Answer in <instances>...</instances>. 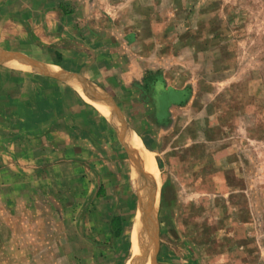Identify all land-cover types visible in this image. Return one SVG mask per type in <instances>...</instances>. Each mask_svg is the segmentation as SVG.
Here are the masks:
<instances>
[{"label":"rangeland","instance_id":"1","mask_svg":"<svg viewBox=\"0 0 264 264\" xmlns=\"http://www.w3.org/2000/svg\"><path fill=\"white\" fill-rule=\"evenodd\" d=\"M0 37L10 47L0 50L27 59H16L25 68L0 71V133H6L0 139V239L9 241L5 226L17 222L15 210L33 209L23 200L26 193L40 192L50 223L63 228L50 239L66 244L50 248V258L58 252L63 264H72L75 255L84 257L83 264L94 263L87 260L95 251L90 233L78 227L73 232L74 223L56 212L95 204L96 182L109 176L114 160L100 152L87 178L79 162L57 169L58 154L50 148L48 183L37 186L26 183L33 172L24 166L40 154L20 148L35 129L30 114L39 112L40 82L61 79L53 49L62 39H75L80 60L91 64L81 77L109 87L122 82L116 105L121 117L156 147L148 150L159 173L156 202L151 207L148 184L142 201L148 243L133 254L127 224L113 239L128 247L105 263L122 256L124 264H264V0H0ZM69 60L66 66L72 67L73 56ZM164 73L168 85L186 88V99L159 123L148 99L140 101L141 88L145 96L152 94ZM10 129L18 134L12 151ZM72 169L78 181L63 183ZM119 186L108 185L97 208H108L110 197L126 193ZM127 189L132 197L133 184ZM22 237L36 239L30 232Z\"/></svg>","mask_w":264,"mask_h":264},{"label":"crops","instance_id":"2","mask_svg":"<svg viewBox=\"0 0 264 264\" xmlns=\"http://www.w3.org/2000/svg\"><path fill=\"white\" fill-rule=\"evenodd\" d=\"M3 40L4 38L0 37V47L10 49V47L6 46V41ZM72 41L66 44L65 39H62L53 49L54 61L62 65L59 67L58 72L64 75L67 74L68 79H65L60 74L62 79L50 81L47 85L45 81L40 82L44 96H41L39 100H35L40 104L39 112L30 114L31 119L36 120L35 129L27 132L25 141L20 148H22L23 152H28L27 154L29 152L40 154L39 160H35L34 163L26 161L24 166V168L31 169L33 172L27 178L26 183L37 186H43L48 183L46 168L49 166L48 153L50 148H56L55 153L58 154L59 158L55 162L57 169L66 168V162H73L74 166L79 162L82 169H84L83 171H88H86L88 173L87 178L90 177L89 169L92 167L93 161L101 160L98 154L100 152L109 153L108 157L114 160L115 168L112 165L108 172L109 176L106 175L101 181L96 182V185L100 186V190L99 188L96 190L93 200L95 204L90 205L88 210L87 208H71V210L66 211V214L64 210L56 212L58 219L64 220V218H67V221L71 220L74 223L73 232L77 231L76 228L78 227V232L80 231L83 234L86 232L90 233L89 237L92 238L90 239V244L95 251H93L92 257L87 260H92L93 264H106L105 260L111 253H116V251L122 253L123 249L128 247L124 242L113 239V236H117L116 233L123 226L128 224V226H131L130 229H133L131 237L133 254H139L142 247L148 243L150 237L149 221L145 218L140 221L139 218L142 217L140 215L143 213L142 201L146 200L144 193L147 190V184L151 193V207L156 202L159 173L157 181L145 172V167L141 160L143 153L139 154L136 148L141 143L146 150L155 152L156 147L149 145L146 137L142 136V131L139 132L132 123L121 117V113L114 107V105L118 104L117 94L122 91L120 86L122 82L114 85V87H109L107 81L93 78L90 81L91 83L86 85L81 83L78 77L75 76V74L81 75L82 73L87 75L91 64L87 59L80 60L83 53L79 52L80 47L76 44V40L73 39ZM71 43H73L72 46H70ZM89 53L91 51L88 49ZM70 56H73L72 67L66 66V63L70 61ZM1 60L8 62L7 64L9 65H0V71L4 69L3 72L11 73L13 66L26 67V64H21L16 59L12 60L4 57ZM165 74H162L157 82L160 86L158 88L160 93L157 94V88L154 86L155 90L152 91L153 93L145 96V88H141L143 98L140 101L146 103L144 98L148 99L147 101L153 107L155 122L159 123L167 122L172 117V110L176 106L183 104L186 99V88L168 85ZM12 87H15V85ZM8 88L10 87L8 86ZM178 91L180 92L179 97L181 100L172 98L174 94L170 96L166 94L177 93ZM94 93L100 95V97H97ZM6 97L9 98L10 103L11 96L8 95ZM0 99H4V96L2 95ZM158 101L159 103L163 102L164 109L167 112V115L159 116V120L156 118L155 104ZM27 117L29 116L26 115ZM0 120H3L2 116H0ZM5 134V132H1L0 139L4 140ZM8 135V138H10L8 149L12 151L13 144L10 142L13 136L16 137L18 134L17 131L10 129ZM125 161H127L128 165L130 164L128 166L129 169H126L125 165L123 167ZM67 167L69 169L72 168L71 165ZM107 168H109L108 165L106 166ZM76 174L73 169L69 170L64 173L62 182L68 185H75L78 181ZM80 179L81 181L84 180V182L87 180L83 175H80ZM113 184L124 186L122 190L126 188V193L110 197L109 201L113 204L110 203L108 208H97L98 202L106 198L103 193L106 192L107 186ZM131 184H133L134 189L132 197L129 196L127 189L128 185ZM68 195L70 196L71 194L69 193ZM23 200L31 201L30 206L33 209L19 212L15 210L12 214L17 219V222L15 224L10 222L8 226H5V231L10 239L9 241L0 239V264H63L62 258H64V255L62 253L56 252V257L50 258V248L55 247L53 249L59 250L61 247L64 248L66 244H60L58 240L50 239V233L55 234V231H63V228L58 222H54L56 224L50 223L49 216L42 206L43 194L40 192L26 193ZM129 201H134L131 211L132 215L129 210ZM36 202H41V205ZM124 217L127 218V221ZM29 232L35 234L36 239H23L22 233ZM135 241L138 243V251L136 253L134 252ZM122 259V256L117 257L115 264H124ZM83 260L84 257L80 258L79 255H75L72 264H83L81 263Z\"/></svg>","mask_w":264,"mask_h":264},{"label":"bare ground","instance_id":"3","mask_svg":"<svg viewBox=\"0 0 264 264\" xmlns=\"http://www.w3.org/2000/svg\"><path fill=\"white\" fill-rule=\"evenodd\" d=\"M136 150L138 151L139 154L143 153L142 154L143 156H141V160H142L143 165L145 167V172L148 175H151L154 179H156L158 181V171H157L158 167L156 168L155 159H154L153 155L148 150L143 148L141 143L137 145ZM140 216H142V217H140L139 219H140V221H142L144 218L143 214H141ZM137 251H138V243L135 241L134 252L136 253Z\"/></svg>","mask_w":264,"mask_h":264},{"label":"water","instance_id":"4","mask_svg":"<svg viewBox=\"0 0 264 264\" xmlns=\"http://www.w3.org/2000/svg\"><path fill=\"white\" fill-rule=\"evenodd\" d=\"M4 57H6V58H10V59H17V58H23V59H25V60H27L26 59V56L24 55V56H22V55H18V54H16V53H8V52H6V51H3V50H0V59L1 58H4ZM60 74L61 73H57V75L56 76H58L59 78H61L62 79V77L60 76ZM62 76H64V78L65 79H68V75L67 74H61ZM75 76H77L78 77V79L80 80V82L81 83H83V84H86V85H89L91 82L90 81H86V79H84V77H81V75H78V74H75ZM81 79H83V80H81ZM95 94V93H94ZM97 97H100V95H97V94H95ZM114 107L115 108H117V106L116 105H114ZM118 109V108H117Z\"/></svg>","mask_w":264,"mask_h":264},{"label":"trees","instance_id":"5","mask_svg":"<svg viewBox=\"0 0 264 264\" xmlns=\"http://www.w3.org/2000/svg\"><path fill=\"white\" fill-rule=\"evenodd\" d=\"M159 84L157 83L156 85V88H157V94L160 93L158 88H159ZM155 88V87H154ZM179 94L180 92L178 91L177 93L175 92L174 96L172 98H176L178 100H181V98L179 97ZM164 95V94H163ZM168 96L169 95H173V94H167ZM166 98V97H165ZM180 98V99H179ZM171 100V99H170ZM182 102V101H180ZM156 118L159 120V116H165L167 113H166V110L164 109V106H163V102L161 101V103H159V101L156 103Z\"/></svg>","mask_w":264,"mask_h":264}]
</instances>
